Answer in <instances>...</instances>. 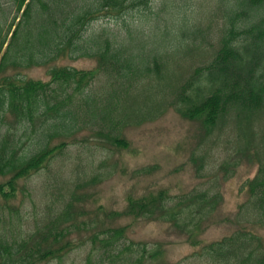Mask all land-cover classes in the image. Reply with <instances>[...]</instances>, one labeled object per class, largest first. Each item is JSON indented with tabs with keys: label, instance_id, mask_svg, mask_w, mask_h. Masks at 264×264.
Returning a JSON list of instances; mask_svg holds the SVG:
<instances>
[{
	"label": "trees",
	"instance_id": "16d2710c",
	"mask_svg": "<svg viewBox=\"0 0 264 264\" xmlns=\"http://www.w3.org/2000/svg\"><path fill=\"white\" fill-rule=\"evenodd\" d=\"M157 1L167 13L164 24L147 34L130 25L133 14L144 15ZM206 1L205 10L177 19L166 10L168 0H0V264L60 261L87 243L85 264H145L160 255L161 246L150 251L126 243V227L94 228L80 238L96 220L82 219L84 196L76 190L95 183L96 176L82 186L77 179L64 180L73 187L57 210L46 206L41 224L30 232H18L5 213L16 214L12 203L27 192L25 182L77 133L93 131L113 148L127 149L124 128L156 120L168 105L182 118L202 121L208 132L238 127L237 151L245 153L241 145L247 146L258 164L246 183V212L264 226V0ZM100 18L123 19L124 36L106 27L93 30ZM190 56L205 64L185 79L184 60ZM77 58L97 65L83 70L59 64ZM45 67L48 80L25 74ZM98 76L104 82L91 90ZM54 179L62 184L56 174ZM171 199L164 189L127 195L122 216L166 222L198 247L190 227L198 229L218 196L208 200L192 192L169 205ZM203 203L205 213L197 215ZM256 243L252 233L240 230L205 245L201 256L209 264H264V248L255 251Z\"/></svg>",
	"mask_w": 264,
	"mask_h": 264
},
{
	"label": "rangeland",
	"instance_id": "374dc122",
	"mask_svg": "<svg viewBox=\"0 0 264 264\" xmlns=\"http://www.w3.org/2000/svg\"><path fill=\"white\" fill-rule=\"evenodd\" d=\"M207 2L168 0L166 10L173 11L176 18L181 19L186 18L189 11L205 10ZM151 7L144 15L133 14L130 18V25L144 34L154 25L164 24L167 17L166 12L160 11L158 1L153 2ZM13 17L14 13L7 24ZM217 21L221 23L219 19ZM105 27L124 36L123 19L100 18L91 26L93 30ZM59 64L83 70L94 69L97 65L94 60L83 58L62 59ZM204 64L198 56L187 57L184 60V67L187 68L184 78L194 68ZM180 70L183 72L182 68ZM25 74L28 78L48 80L46 67L31 68ZM103 82L104 78L98 76L90 89H97ZM237 130L238 127L231 128L230 124H226L208 132L202 121L182 118L168 105L156 120L124 128L120 135L129 143L127 149H115L97 138L93 131H81L45 169L25 182L27 192L11 202L16 214H11L9 210L5 214L9 213L18 232H30L35 225L41 224L46 206L52 203L53 212L57 210L58 203L73 187L70 183L64 184V180L73 182L77 179L82 186L96 176L95 183H87L76 190L84 196L80 204L87 216L82 219L87 221L86 218L90 217L97 221L87 225L80 238L93 233L94 228L126 227V243L144 244L150 251L161 246L160 255L154 260H146L145 264H209L207 258L201 256L203 247L240 230L252 233L259 240L255 251L257 248L261 250L264 248V226L256 222L254 214L250 216L246 212L249 199L246 183L256 175L258 164L253 161L247 146L241 145L242 151L246 149L247 152L237 151L240 146ZM80 164L81 167L76 170ZM55 174L62 184L55 182ZM161 189L167 190L172 197L169 205L192 192L206 194L208 200L218 196V205L201 220L198 229L190 227V231L195 232V239L200 242L198 247L190 244L187 234L166 222L122 216L127 195L139 197ZM201 209L203 215L206 210L204 203L197 205L195 213L198 215ZM187 211L188 208L184 209V212ZM113 214L118 215L114 217ZM90 250L91 246L87 243L62 260L46 264H85Z\"/></svg>",
	"mask_w": 264,
	"mask_h": 264
}]
</instances>
